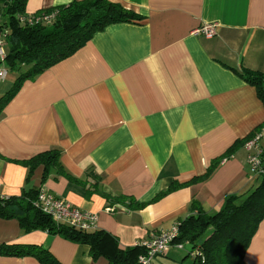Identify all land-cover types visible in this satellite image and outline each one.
Wrapping results in <instances>:
<instances>
[{
	"label": "crops",
	"instance_id": "1",
	"mask_svg": "<svg viewBox=\"0 0 264 264\" xmlns=\"http://www.w3.org/2000/svg\"><path fill=\"white\" fill-rule=\"evenodd\" d=\"M71 1L26 0L23 14ZM109 1L143 19L95 32L25 81L2 110L0 192L17 197L42 187L96 213V229L125 249L169 230L190 214L192 200L210 213L228 195L256 185L239 141L264 126V103L240 72L264 73V0ZM207 24L216 25L215 36L194 34ZM12 77L2 90L0 83V96ZM50 149L60 151L65 171L80 182L54 174L42 180V167L30 173L19 162ZM223 156L209 176L191 181ZM173 183L186 185L156 200ZM105 194L144 206L127 208ZM0 244L41 246L61 264H107L104 257L93 259L85 244L46 230L24 231L16 218L0 216ZM173 247L162 256L177 258ZM0 264L41 263L0 255ZM243 264H264V220Z\"/></svg>",
	"mask_w": 264,
	"mask_h": 264
},
{
	"label": "trees",
	"instance_id": "2",
	"mask_svg": "<svg viewBox=\"0 0 264 264\" xmlns=\"http://www.w3.org/2000/svg\"><path fill=\"white\" fill-rule=\"evenodd\" d=\"M25 2L26 0H0L1 22L7 31L5 57L0 65H4L7 72L16 74L11 87L0 96V116L25 81L33 80L49 67L76 52L95 32L110 24L143 19L134 11L109 0H73L66 5L32 14H52L53 20L50 23L37 22L29 25L20 23L17 18L24 15ZM240 76L255 87L258 98L264 103V73L243 68ZM245 140L239 142L244 143ZM237 147L235 143L227 153L231 154ZM227 156L215 160L204 175L191 181L205 179ZM19 162L28 167L30 173L42 167V180L50 174L76 180L65 171L60 162V151L57 149L39 152ZM258 178L259 182L249 190L228 195L217 211L206 212L198 201L192 200L190 214L177 221L178 235L172 240V244L186 243L189 246L187 256L196 251V255L191 258V264H243L258 225L264 220V174ZM185 185L173 183L156 200ZM38 193L39 188H31L24 190L20 196L1 199L0 216L16 218L24 231L46 230L49 234H58L73 242L85 244L93 259L104 257L107 264H138V257L145 254V248L139 244L120 249L117 239L104 230L83 231L56 224L36 206ZM105 197L110 202L131 209L144 206V203L126 195L105 194ZM0 255L32 256L41 264H61L47 249L37 245L0 244Z\"/></svg>",
	"mask_w": 264,
	"mask_h": 264
},
{
	"label": "built area",
	"instance_id": "3",
	"mask_svg": "<svg viewBox=\"0 0 264 264\" xmlns=\"http://www.w3.org/2000/svg\"><path fill=\"white\" fill-rule=\"evenodd\" d=\"M20 23H27L32 25L37 22L50 23L53 20V15H19ZM2 16L0 12V62L5 57V37L6 29L2 26ZM195 35H203L205 37H213L216 35V25L207 24L196 29ZM7 71L4 67H0V79H5ZM262 137H264V126L256 129L244 142L246 150V163L249 173L252 176H260L264 174L262 169V152H264V144H262ZM6 198L0 192V200ZM36 206L41 212L50 216L51 220L56 224H63L83 231H93L96 229L97 214L93 212L82 211L79 208L71 205L58 195L45 191L42 187L39 188ZM107 211H112V208H107ZM178 235V223L175 222L167 231L152 232L149 237L139 243L146 250L145 254L138 257V264H153L156 256L165 254L171 246L183 249L186 243L172 244L173 238ZM196 251L189 253L193 258Z\"/></svg>",
	"mask_w": 264,
	"mask_h": 264
},
{
	"label": "rangeland",
	"instance_id": "4",
	"mask_svg": "<svg viewBox=\"0 0 264 264\" xmlns=\"http://www.w3.org/2000/svg\"><path fill=\"white\" fill-rule=\"evenodd\" d=\"M12 75H13V73L9 72L7 77H5L4 80L0 79L1 90L4 88V86L5 87L8 86L9 82L13 78ZM262 141H264V137H262ZM258 182H259V179H257L255 181V184H257ZM174 247L172 250L175 249V251H177L175 253L177 258H175V257L167 258V257H163L162 255L156 256L154 258L155 264H191V262H192L191 257L187 256V251L190 249L189 246H186L183 249L177 248L176 246H174Z\"/></svg>",
	"mask_w": 264,
	"mask_h": 264
}]
</instances>
